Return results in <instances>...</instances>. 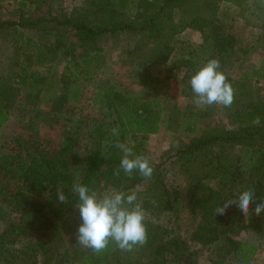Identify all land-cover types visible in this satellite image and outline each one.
<instances>
[{
  "label": "trees",
  "instance_id": "16d2710c",
  "mask_svg": "<svg viewBox=\"0 0 264 264\" xmlns=\"http://www.w3.org/2000/svg\"><path fill=\"white\" fill-rule=\"evenodd\" d=\"M56 1L59 14L52 6ZM79 1L80 8L71 11L62 0H50L47 14L34 16L31 0H14L5 17L0 18V44L22 51L12 77L0 82V137L9 118L8 108L18 92L27 89L40 100L41 93L48 89L44 85L47 71L42 69L65 59L61 73L51 71L48 75V84L54 80L59 83L49 109L40 104L33 106L28 125L35 134L21 144L22 154L18 151L21 145L13 141H8L12 151L0 154V264H192L189 240H208L214 264H250L264 240V211L254 213L256 204L264 200V96L257 93L250 72L233 77L224 69L225 57L232 54L236 37L217 18L221 14L217 8L220 0L217 4L216 0ZM222 1L238 6L240 12L249 5L254 10L264 8V0H252L250 4L247 0ZM135 2L142 11L130 16L128 10ZM261 18L259 24L263 27L264 16ZM186 29L199 31L201 41L183 35ZM108 32H129L133 43L126 47L142 52L136 61L140 84L155 86L160 82L162 77L152 74L151 66L180 71L187 79L183 90L194 97L191 76L209 59L216 58L234 89L232 106H222L230 118L229 125L202 130L186 141L173 143L175 151L168 158L149 160L154 169L150 179L137 171L129 176L120 169L123 153L116 144L132 147L136 155L139 145L129 144V135L159 131V111L151 103L155 97H134L122 87L95 91L99 107L111 104L116 108L118 124L104 129L102 111L87 114L84 126L88 135L82 144L86 153L79 160L73 153L71 163L63 151L69 145L72 128L65 132V144L58 153L45 146L36 130L38 120L53 111L56 103L59 108L67 103L83 107L84 84L106 62L104 47L98 40ZM6 49L0 48V52ZM262 68L259 76L264 89L263 65ZM256 116L261 119L260 126L252 124ZM185 124L189 133L199 128L195 118L186 119ZM113 128L119 129V135H113ZM76 160L80 177L72 166ZM117 169L119 175H115ZM169 172L184 177V187L181 183H166L164 178ZM227 172L232 173L231 186L236 188L233 195L222 197L215 190L209 198L201 195L204 180H214L219 187ZM142 181H147L154 191L141 204L146 208L147 242L143 246L123 251L110 241L107 248L96 253L77 243L76 235L68 234L62 242L51 239V230L64 229L69 221L61 217L79 202L71 191L74 184L86 185L97 193L115 189L127 194ZM59 190L64 192L67 203L58 200ZM247 190H253L256 197L248 218L236 205L224 215H215L224 200L235 199ZM180 210L191 216L193 228L188 238L176 229ZM163 214L165 218L161 219ZM236 222L253 238L235 237L231 230ZM204 228L208 231L204 232Z\"/></svg>",
  "mask_w": 264,
  "mask_h": 264
},
{
  "label": "rangeland",
  "instance_id": "374dc122",
  "mask_svg": "<svg viewBox=\"0 0 264 264\" xmlns=\"http://www.w3.org/2000/svg\"><path fill=\"white\" fill-rule=\"evenodd\" d=\"M34 16L47 14V9L50 0H31ZM68 10H75L82 5L79 0H62ZM218 0H216L217 4ZM59 3L56 1L52 5L55 12L59 14ZM14 0H2L0 4V18L5 17L8 8H12ZM218 19L223 23L227 30L235 34V45L232 54L225 57L224 69L233 77H237L243 72H250L253 84L257 88L259 96H264V89L262 88L263 78L259 76L263 73L262 65L264 66V26H260L261 17L264 16V8L257 9L253 5H249L244 11L240 12L238 6L231 5L222 0L218 4ZM142 7L134 4L128 10L130 16L138 15ZM254 10V11H253ZM263 10V12H262ZM248 13L250 15H248ZM231 17V18H229ZM254 23V24H253ZM258 23V24H257ZM31 33L35 32L33 30ZM186 31V32H185ZM185 33L194 41H201V35L197 30H185ZM129 38V32H116L103 35L98 41L104 47L106 53V62L99 70L95 77L84 84L83 97L81 104L82 108H78L76 104L70 103L63 105L59 108L57 103L53 107V111L43 114L42 120H38L36 130L45 142V146L49 150L59 152L65 143V132L73 129V133L68 141L69 145L64 148V157L68 163L72 160V154H76L77 160L85 156L83 151V142L88 135V129H85L86 115H97L99 111L103 112L104 129L111 125H117L116 121L117 110L111 104L99 107L97 105L95 91L102 88L122 87L128 90V94L134 97H155V101H151L153 107L159 111L160 128L156 133H131L129 135V144L139 145V151L136 155L149 158V160H157L161 158H168L171 153L175 151L173 143H178L180 140H188L194 133L202 130L215 128L216 126H228L230 118L225 114L222 105H211L197 107L194 103V97L186 94L183 90V84L187 81L183 77V73L178 71H164V69L156 66H151L152 74H159L162 78L160 82L153 86L150 84H140L138 82L139 75L136 73L138 56L142 52L134 51L132 47L128 48V43H133ZM1 43V42H0ZM7 49L0 52V82L7 81L12 77L19 61L22 58L20 50L9 48L5 44H0V48ZM65 59L50 65L49 69H42L47 71V78L44 83L47 93L42 92L40 100L34 92H26L27 89H21L16 95V99L8 108L9 118L2 126L0 137V154L10 153L11 147L8 141H13L15 144L21 145L26 143L34 136V131L28 125L29 115L33 111L34 105H41L46 110L49 105L54 101L53 92H55L59 83L54 80L48 84V75L51 71L56 74L62 72ZM51 69V70H50ZM50 70V71H49ZM141 71V70H140ZM17 92V91H14ZM18 96V97H17ZM37 102V103H36ZM80 105V104H79ZM101 109V110H100ZM101 115V114H100ZM100 115L98 117H100ZM195 118L199 123V128L195 132L189 133L185 129V120ZM23 145L19 147V152L22 154ZM175 147V146H174ZM23 158V156H21ZM72 165L76 172L77 177H80V165L78 161ZM170 166L171 163L169 162ZM232 173H226L222 185L217 187L214 180L206 179L201 188V195L209 198L212 191H216V195L228 197L235 191V187L231 186ZM166 183L173 185L182 184L184 187V177L179 175L175 176L169 172L165 176ZM129 191L137 193V203L140 205L147 199L151 198L154 191L149 187L147 181H142L134 185ZM231 193V194H230ZM142 206V205H141ZM145 211L146 208L142 206ZM156 211V210H154ZM158 214V212L156 213ZM151 213V215H156ZM12 218L16 216L11 214ZM165 218V214L161 215V219ZM61 219H68L69 224L64 226V229H52L51 239L54 241L62 242L63 238L68 234H77V225L80 222L78 209L75 205L68 208L65 215ZM192 226L191 216L188 212L181 211L178 214L176 229L183 238H188ZM204 232L208 231L207 228L202 229ZM232 234L235 237L245 238L247 235L252 239L250 233L239 226L236 222L232 227ZM206 238V237H205ZM208 240H201L192 242L189 240L191 261L192 264H214L212 263V254L209 250L211 246L207 244ZM250 264H264V240L260 242L259 248Z\"/></svg>",
  "mask_w": 264,
  "mask_h": 264
},
{
  "label": "clouds",
  "instance_id": "9594fccd",
  "mask_svg": "<svg viewBox=\"0 0 264 264\" xmlns=\"http://www.w3.org/2000/svg\"><path fill=\"white\" fill-rule=\"evenodd\" d=\"M190 86L194 93V103L197 107L214 104L230 108L234 102V89L220 70V62L216 58L209 59L190 79ZM252 124L260 126L261 119L256 116ZM113 135H119V129H112ZM123 156L120 169L131 175L137 171L145 178H151L153 167L149 158L133 154L132 147L117 142ZM115 175H119V169ZM71 191L78 196V209L81 223L77 228V243L90 248L96 253L102 252L112 241L123 251H131L135 246H143L147 242L145 212L137 203V193H125L110 189L104 193H97L83 184H74ZM58 200L67 203V197L62 190L57 192ZM256 197L253 190L241 192L235 199L224 200L216 210L215 215H224L227 209L236 205L242 215L249 216L250 205ZM264 211V200L256 204L254 213L260 215Z\"/></svg>",
  "mask_w": 264,
  "mask_h": 264
},
{
  "label": "crops",
  "instance_id": "0c3cea01",
  "mask_svg": "<svg viewBox=\"0 0 264 264\" xmlns=\"http://www.w3.org/2000/svg\"><path fill=\"white\" fill-rule=\"evenodd\" d=\"M247 2L250 4V3H252V0H247Z\"/></svg>",
  "mask_w": 264,
  "mask_h": 264
}]
</instances>
